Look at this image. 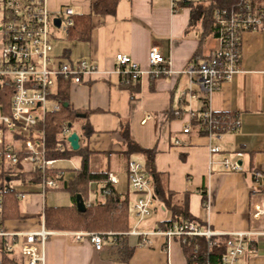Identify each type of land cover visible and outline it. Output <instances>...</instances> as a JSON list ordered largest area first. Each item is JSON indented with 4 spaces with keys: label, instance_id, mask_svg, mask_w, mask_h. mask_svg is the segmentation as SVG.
<instances>
[{
    "label": "crops",
    "instance_id": "1",
    "mask_svg": "<svg viewBox=\"0 0 264 264\" xmlns=\"http://www.w3.org/2000/svg\"><path fill=\"white\" fill-rule=\"evenodd\" d=\"M92 1L46 0V4L51 13L66 5L74 14H89ZM91 24L84 41L70 40L66 33L59 39L60 32L54 36L51 30L54 63L84 59L97 66L80 83L68 85L65 102L75 119L67 135L77 133L80 152L52 163L49 172L55 175L56 187L42 188L40 182L31 181L33 172L9 165L14 168L10 175L15 185L8 186L26 195L18 198L19 218L0 217L3 228L36 231L44 225L45 207L70 206L67 187L85 156L89 171L112 173L116 178L113 183L90 182L89 202H103L109 193L104 190L111 189L119 199H127L131 229H161V223L172 218V210L155 195L149 215L138 218L135 214L138 195L129 185L127 164L135 160L145 165L146 156L125 153V128L135 143L154 150V169L172 193V205L187 207L189 221L201 228L208 225L215 233L251 232L245 243L253 250H246L243 261L264 264V214L254 215L255 205L264 207V30L241 33L239 70L208 97L214 113H227L237 121L235 129L217 137L202 133L193 124L192 117L202 111L205 97L184 70L211 56L219 48V39L206 32L200 21L190 23L188 7L175 9L172 0H118L114 14L92 15ZM152 46L169 59L171 72L155 78L145 72L139 80L124 82L115 71V55L126 54L147 71ZM146 113L149 117L142 121ZM213 145L220 150L211 153ZM65 146L70 147L69 143ZM225 157L237 162L240 169H226ZM9 167L2 164L0 171ZM18 171L25 175L18 176ZM48 231L52 233L43 247V264H188L183 243L173 236L150 233L143 240L127 234L122 240L110 234L103 248L96 250L87 238L75 239L73 231ZM14 253L20 255L17 249Z\"/></svg>",
    "mask_w": 264,
    "mask_h": 264
},
{
    "label": "built area",
    "instance_id": "2",
    "mask_svg": "<svg viewBox=\"0 0 264 264\" xmlns=\"http://www.w3.org/2000/svg\"><path fill=\"white\" fill-rule=\"evenodd\" d=\"M177 0H172L175 8ZM74 10L62 5L51 13L46 0H0V33L2 48L0 50V165L6 161L10 166L20 165L23 171L38 170L42 188L56 187L55 175L49 170L55 159L46 157V134L39 124L44 123L50 113L60 109L66 100L58 92L60 83H80L86 74L94 73L97 66L84 59L74 62L59 61L54 63L51 52L53 36L51 27L61 28L65 33L72 25ZM59 19L56 26L54 19ZM215 20L220 27L219 48L207 59L191 63L184 72L190 80L197 82L204 94L205 108L199 113L208 136H220L226 130H233L237 121L220 123L228 118L227 114L214 113L208 105V97L217 90L222 81L229 80L239 70V41L243 31L264 30V8H257L251 0H236L234 4L215 10ZM115 71L123 77L124 82L139 80L147 72L151 77H158L171 72L170 61L152 46L149 51L150 69L144 71L137 63L123 53L115 55ZM9 101L7 109L4 101ZM178 115V111H174ZM149 117L146 113L145 121ZM68 128L63 127L62 135L66 136ZM216 145L210 152H218ZM226 169L237 171L240 165L225 157ZM28 166L29 168H27ZM58 176V174L56 173ZM259 176L258 173L255 174ZM127 179L130 187L137 193L134 202L138 218L149 215L155 204L151 179L146 175L144 165L135 160L127 164ZM107 181H116L108 173ZM104 192H109L105 189ZM25 193L15 192L17 198H24ZM3 199L0 194V217ZM255 216L264 214V207L255 205ZM43 220V219H42ZM43 222V221H42ZM52 232L44 225L36 231H6L0 220V253L9 255L17 249L22 264H43V247L48 235ZM150 233L173 236L181 243H187L191 236H227L226 251L221 256V264H245L246 250L253 248L245 241L251 232H233L218 234L206 225L199 227L194 221L173 223L167 229L140 232L131 229L124 234H134L146 238ZM110 232L73 231L75 239L87 238L96 250L103 248V242ZM208 243H210L208 241ZM1 264V259H0ZM196 264V263H195ZM208 264V262L204 263Z\"/></svg>",
    "mask_w": 264,
    "mask_h": 264
},
{
    "label": "trees",
    "instance_id": "3",
    "mask_svg": "<svg viewBox=\"0 0 264 264\" xmlns=\"http://www.w3.org/2000/svg\"><path fill=\"white\" fill-rule=\"evenodd\" d=\"M235 1L236 0H177L175 9L188 7L190 10L191 24L200 21L206 32L213 36H218L220 27L215 20V10L230 6L234 4ZM117 2L118 0H93L89 14H74L72 16L73 23L68 27L66 33L68 39L80 41L87 40L92 29L91 16L98 15L104 17L107 14H114ZM251 2L257 8H264V0H258L257 2L256 0H251ZM68 85L67 83H60L58 86V92L64 100H67ZM8 102L7 99L4 101L6 109ZM204 108L205 106H203L202 110ZM74 119V113L69 107L62 105L58 111L48 114L44 123L39 124V127H42L46 134L47 158L55 160L67 159L80 152L79 150H72L68 146L66 147L65 145L68 144L66 140L67 135H62L63 127H67L69 130L72 127L71 124L74 122ZM192 120L193 124H197L199 130L205 133L202 116L198 114L193 116ZM233 121V118L228 116V118L220 123L228 124ZM69 123L71 125L70 127H68ZM122 132L126 145L125 153L140 152L145 154L146 162L144 170L147 176L151 178L153 193L158 200L172 210V218L162 222L160 228L164 230L173 223L191 220L192 217L187 207L172 205V193L166 190L163 186L160 174L154 169V150L142 148L135 143L128 135L127 129L124 128ZM13 169V167H9V169L5 171H0V194L3 199L1 217L3 219L20 217L19 199L15 196V190L4 182V180L8 181L13 178V176L10 175ZM19 172L20 171L16 173ZM52 172L53 171H50V173ZM38 173V170L33 171L31 181L35 183L40 182ZM20 175L22 177V175L25 174L20 172L18 176ZM106 180L107 175L105 173L89 171L86 157L83 156L81 167L77 170L74 179L67 187L71 198V205L66 207H45L43 211L44 227L52 231H111L115 234L113 237H118L123 240L127 236V234L124 233L131 230L128 222L130 206L127 199H119L110 189L109 193H106L103 202L92 203L88 200L89 183L92 181L102 182ZM108 186L109 184L107 183L106 187ZM201 194L202 199H204L206 194L205 191H202ZM77 195H80L85 203L84 210H79L76 206ZM226 240L227 236L224 235L212 236L209 240L204 236H191L187 243L182 244L188 264H204L206 262H208V264H221V256L226 251ZM208 241L210 243H208ZM1 264H21L20 255L15 253L9 255L1 253Z\"/></svg>",
    "mask_w": 264,
    "mask_h": 264
},
{
    "label": "water",
    "instance_id": "4",
    "mask_svg": "<svg viewBox=\"0 0 264 264\" xmlns=\"http://www.w3.org/2000/svg\"><path fill=\"white\" fill-rule=\"evenodd\" d=\"M54 23L56 24V26H59V19L55 18L54 19ZM64 106H67V103H63ZM68 127H70V123L68 124ZM67 142L70 145V148L72 150H77L79 147V143H78V135L75 131L70 132L67 137H66ZM76 206L79 210H84L85 209V204L83 202V200L81 199V197L79 195H77L76 197Z\"/></svg>",
    "mask_w": 264,
    "mask_h": 264
},
{
    "label": "rangeland",
    "instance_id": "5",
    "mask_svg": "<svg viewBox=\"0 0 264 264\" xmlns=\"http://www.w3.org/2000/svg\"><path fill=\"white\" fill-rule=\"evenodd\" d=\"M257 1H258V0H256V2H257ZM51 30H52V31L54 30V34H53L54 36H56V33H57V32H60L59 35H57V38H59V39L64 38L63 34H65V32H64L61 28L55 30L53 27H51ZM57 38H56V39H57ZM1 48H2V35H1V33H0V50H1ZM4 165H5V166L8 165L6 161L4 162ZM8 167H9V165H8ZM14 181H15L14 178L10 179L9 181L4 180L5 184L7 183V184L10 185V186H14V185H15V182H14ZM0 183H1V178H0ZM84 231H85V230H84Z\"/></svg>",
    "mask_w": 264,
    "mask_h": 264
}]
</instances>
